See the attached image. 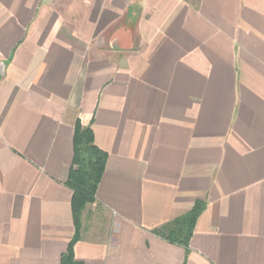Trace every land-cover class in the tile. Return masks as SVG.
Segmentation results:
<instances>
[{
	"label": "crops",
	"instance_id": "0c3cea01",
	"mask_svg": "<svg viewBox=\"0 0 264 264\" xmlns=\"http://www.w3.org/2000/svg\"><path fill=\"white\" fill-rule=\"evenodd\" d=\"M76 123L78 264H264V0H0V264L66 253ZM198 200L187 247L153 233Z\"/></svg>",
	"mask_w": 264,
	"mask_h": 264
},
{
	"label": "trees",
	"instance_id": "16d2710c",
	"mask_svg": "<svg viewBox=\"0 0 264 264\" xmlns=\"http://www.w3.org/2000/svg\"><path fill=\"white\" fill-rule=\"evenodd\" d=\"M107 155L94 144L90 127L76 123L73 136L72 166L66 186L72 191L71 208L75 235L69 243L66 253L60 258V264H78L72 254L73 244L78 240L80 215L87 204L95 201V193L104 172ZM205 207L204 202L196 201L186 214L154 230V234L164 240L187 247L196 219Z\"/></svg>",
	"mask_w": 264,
	"mask_h": 264
}]
</instances>
